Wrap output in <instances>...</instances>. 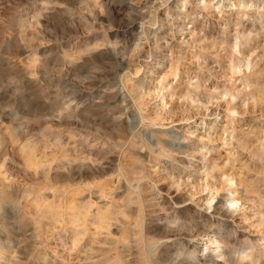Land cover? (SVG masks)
Returning <instances> with one entry per match:
<instances>
[{"label": "rangeland", "instance_id": "1", "mask_svg": "<svg viewBox=\"0 0 264 264\" xmlns=\"http://www.w3.org/2000/svg\"><path fill=\"white\" fill-rule=\"evenodd\" d=\"M0 264H264V0H0Z\"/></svg>", "mask_w": 264, "mask_h": 264}, {"label": "bare ground", "instance_id": "2", "mask_svg": "<svg viewBox=\"0 0 264 264\" xmlns=\"http://www.w3.org/2000/svg\"><path fill=\"white\" fill-rule=\"evenodd\" d=\"M217 4H218V5H217V7L219 8L221 3H220V2H218ZM222 214H223V213H222ZM225 216H226V215H225Z\"/></svg>", "mask_w": 264, "mask_h": 264}]
</instances>
